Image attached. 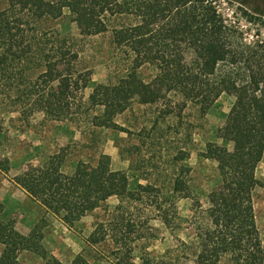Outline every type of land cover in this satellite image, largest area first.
<instances>
[{"label":"trees","instance_id":"obj_1","mask_svg":"<svg viewBox=\"0 0 264 264\" xmlns=\"http://www.w3.org/2000/svg\"><path fill=\"white\" fill-rule=\"evenodd\" d=\"M1 4L0 75L23 63H34L40 70L25 88L32 103L22 116L42 114L77 127L117 129L114 119L135 99L142 106H159L162 116L179 120L188 106L205 114L222 95L233 98L225 120L232 147H207L204 156L217 162L220 183L205 209L194 203L190 249L198 264L222 260L264 264L253 207V189L260 184L255 172L264 154L263 39L247 43L238 29L227 25L212 0H1ZM64 16L83 38L110 33L114 48L127 60L124 73L86 101L90 74L80 66L76 42L44 26ZM144 67L155 71L148 81L138 75ZM95 108H101V114L90 117ZM62 165L63 157L50 156L15 177L16 186L41 207L44 218L27 235L0 220V264H15L23 252L37 255L45 264H62L42 246L46 216L70 227L113 197L134 201L139 191L149 190L140 186L138 192H130L126 175L112 171L105 155L93 169L77 164L66 174ZM0 171H8L7 160L0 158ZM171 190L180 199L191 195L179 177ZM160 218L169 225L165 211ZM89 243L98 240L92 235ZM69 264L88 262L78 255Z\"/></svg>","mask_w":264,"mask_h":264},{"label":"rangeland","instance_id":"obj_2","mask_svg":"<svg viewBox=\"0 0 264 264\" xmlns=\"http://www.w3.org/2000/svg\"><path fill=\"white\" fill-rule=\"evenodd\" d=\"M212 1L227 25L238 29L247 43L264 40V0ZM44 26L76 42L80 66L90 74L85 101L124 73L126 57L114 48L110 33L83 38L67 16ZM39 73L36 64L23 63L0 75V158L8 162V171H0V220L27 235L44 218L41 207L14 183L29 168L58 155L63 157L62 171L70 174L77 164L93 169L105 155L112 171L126 175L130 192H138L140 186L149 190L139 191L134 201L113 197L70 227L46 216L42 246L48 255L62 264L78 255L88 264H198L190 249L194 203L205 209L220 183L217 162L204 155L209 144L231 149L225 120L233 98L222 95L205 114L188 106L179 120L162 116L159 106H142L135 99L114 119L117 129L90 124L77 127L42 114L22 116L32 103L24 95L25 88ZM138 75L148 81L155 71L144 67ZM101 111L92 109L90 117ZM255 176L260 184L253 189V207L264 248V154ZM178 177L190 189L187 199L172 193L173 180ZM163 211L169 216L168 226L161 222ZM92 235L98 243H89ZM15 264L45 263L23 252ZM219 264L230 263L222 260Z\"/></svg>","mask_w":264,"mask_h":264}]
</instances>
